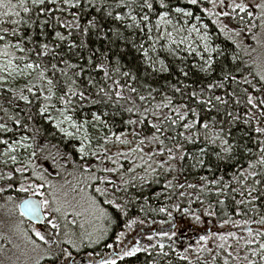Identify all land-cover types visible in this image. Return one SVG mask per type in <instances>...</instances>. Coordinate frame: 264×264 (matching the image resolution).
I'll return each mask as SVG.
<instances>
[{"label": "snow or ice", "instance_id": "obj_1", "mask_svg": "<svg viewBox=\"0 0 264 264\" xmlns=\"http://www.w3.org/2000/svg\"><path fill=\"white\" fill-rule=\"evenodd\" d=\"M0 200L8 264H264V0H0Z\"/></svg>", "mask_w": 264, "mask_h": 264}, {"label": "trees", "instance_id": "obj_2", "mask_svg": "<svg viewBox=\"0 0 264 264\" xmlns=\"http://www.w3.org/2000/svg\"><path fill=\"white\" fill-rule=\"evenodd\" d=\"M223 40H224V38L221 36L217 42L220 43ZM96 46H98V47L102 46V42H97ZM229 47H231L230 44H229ZM136 56H137V54L134 51H132L131 49H128L122 55V62L127 64L128 66H132L136 62ZM242 131H243L242 128H237L234 130V135H240V134H242ZM1 202H2V200H0V203ZM132 212H133V215L136 214L135 209H133ZM106 242L110 243L111 240L109 239ZM104 243L105 242H102L100 245L94 246L95 251L101 252L102 254L105 251H108L107 249L104 248ZM91 250L92 249H86V250L82 251L80 256L85 257L87 255V251H91ZM80 256H78L77 258L80 259ZM148 259H149V257L147 256V254L139 253L135 257L126 258L123 262H120V264H145V261Z\"/></svg>", "mask_w": 264, "mask_h": 264}, {"label": "rangeland", "instance_id": "obj_3", "mask_svg": "<svg viewBox=\"0 0 264 264\" xmlns=\"http://www.w3.org/2000/svg\"><path fill=\"white\" fill-rule=\"evenodd\" d=\"M1 203H3V201ZM10 223L11 218L7 216L6 210H0V233H7ZM25 224H27V220H25ZM138 230L139 229H136V231ZM187 237H192L194 242V234L190 230L187 231ZM180 240L184 243L188 242L187 238L183 234L181 235ZM13 243H22V241L14 239ZM13 243H9L5 239H0V261H3L4 264H8L7 258L11 256L14 251ZM77 260L79 259L77 258Z\"/></svg>", "mask_w": 264, "mask_h": 264}]
</instances>
